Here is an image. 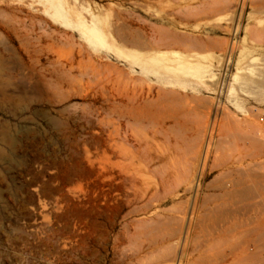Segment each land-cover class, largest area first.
I'll return each instance as SVG.
<instances>
[{
    "label": "rangeland",
    "instance_id": "obj_1",
    "mask_svg": "<svg viewBox=\"0 0 264 264\" xmlns=\"http://www.w3.org/2000/svg\"><path fill=\"white\" fill-rule=\"evenodd\" d=\"M57 1L0 0V264H264V0Z\"/></svg>",
    "mask_w": 264,
    "mask_h": 264
},
{
    "label": "bare ground",
    "instance_id": "obj_2",
    "mask_svg": "<svg viewBox=\"0 0 264 264\" xmlns=\"http://www.w3.org/2000/svg\"><path fill=\"white\" fill-rule=\"evenodd\" d=\"M50 1H52L51 4L53 7V11H51L52 16L58 20H61L62 22L66 23V24L72 23L70 18L68 17L66 8L64 7V5L62 3L58 2L57 0L55 2H54V0H50ZM78 22H79L78 25L80 27V30L82 31L83 35L86 37V39L88 41H90L91 43H94V44H107L108 45V41L106 39V34L96 24L95 20L92 22V24H88L85 20H83L82 18H79ZM249 231H247V232H249Z\"/></svg>",
    "mask_w": 264,
    "mask_h": 264
}]
</instances>
